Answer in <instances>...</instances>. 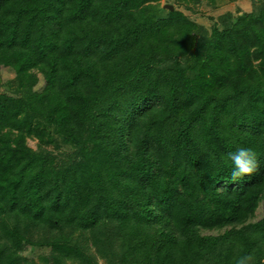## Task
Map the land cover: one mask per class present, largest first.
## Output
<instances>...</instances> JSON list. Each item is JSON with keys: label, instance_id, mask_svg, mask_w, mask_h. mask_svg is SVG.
Instances as JSON below:
<instances>
[{"label": "trees", "instance_id": "obj_1", "mask_svg": "<svg viewBox=\"0 0 264 264\" xmlns=\"http://www.w3.org/2000/svg\"><path fill=\"white\" fill-rule=\"evenodd\" d=\"M225 1L0 0V77L22 92L0 94V264L23 244L50 248L36 264L102 247L107 264H264V0L210 30L179 10ZM43 129L76 164L26 147ZM241 147L259 170L233 181Z\"/></svg>", "mask_w": 264, "mask_h": 264}, {"label": "rangeland", "instance_id": "obj_2", "mask_svg": "<svg viewBox=\"0 0 264 264\" xmlns=\"http://www.w3.org/2000/svg\"><path fill=\"white\" fill-rule=\"evenodd\" d=\"M252 1L253 0H230L225 1L223 4H221L217 9L211 8L210 5H208L206 2H202L198 5L191 6V9H183L178 8L180 11H182L186 16L189 17V19L193 20L195 23L200 25L202 28H205L206 30H210L212 26H219V16L226 14V13H232V14H238V11L240 12H250L252 8ZM160 6L162 9L165 5H168L166 0H159ZM173 9H175V5H170ZM167 10V9H166ZM227 23V22H224ZM33 75L37 77V85L34 87L33 91L36 93H40L45 84L43 82V79L41 77V73L39 71H34ZM20 90V91H19ZM0 94L10 95V96H16L17 94L22 95L21 89L19 88L18 82L13 78L12 74H8L4 72L3 77H0ZM45 130V129H43ZM47 130V129H46ZM45 130V131H46ZM47 137L45 136V139H43L42 142H40L36 138L27 137L25 139L26 147L32 151H39V149H43L45 152H47L48 155L51 154V157L53 158V167H55L56 171H61L64 169L65 165H71L76 164V160L80 159V156L76 153L75 149L68 144V142H60V135L57 133H54L52 130H47ZM50 158V157H49ZM49 181H53V179H50ZM51 185V184H50ZM43 193H48L46 190L42 189ZM258 213L262 212V206H260L257 210ZM256 212V213H257ZM257 213V219L261 217V215H258ZM256 219V220H257ZM1 234V233H0ZM43 235L47 236L45 232L42 233ZM44 236V237H45ZM117 236V235H116ZM111 238V237H110ZM109 239V238H107ZM4 240H0V244H2ZM108 242V240H106ZM116 251H119V246L117 245L115 247ZM50 251V248L48 246L46 247H39V246H30V245H22L19 250H17L18 258L19 260L24 264H36L39 261V258L42 254L48 253ZM101 251L104 254H108V249H104V247L101 248ZM95 248L89 250L88 254L93 259V263L95 264H107L105 259L101 258L98 252ZM68 264H78L76 261L69 262Z\"/></svg>", "mask_w": 264, "mask_h": 264}, {"label": "clouds", "instance_id": "obj_3", "mask_svg": "<svg viewBox=\"0 0 264 264\" xmlns=\"http://www.w3.org/2000/svg\"><path fill=\"white\" fill-rule=\"evenodd\" d=\"M226 159L232 162L231 178L239 181L244 177H250L258 172L259 163L256 153L250 148H238L236 151L227 153ZM235 264H255L253 255L240 256Z\"/></svg>", "mask_w": 264, "mask_h": 264}, {"label": "water", "instance_id": "obj_4", "mask_svg": "<svg viewBox=\"0 0 264 264\" xmlns=\"http://www.w3.org/2000/svg\"><path fill=\"white\" fill-rule=\"evenodd\" d=\"M164 8L168 9L169 11H173V8H172V6H170V5H165V7H164Z\"/></svg>", "mask_w": 264, "mask_h": 264}, {"label": "crops", "instance_id": "obj_5", "mask_svg": "<svg viewBox=\"0 0 264 264\" xmlns=\"http://www.w3.org/2000/svg\"><path fill=\"white\" fill-rule=\"evenodd\" d=\"M245 13H249V12H245Z\"/></svg>", "mask_w": 264, "mask_h": 264}]
</instances>
